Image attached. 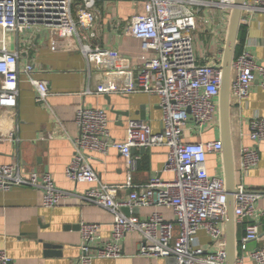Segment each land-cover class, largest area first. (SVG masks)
<instances>
[{"label":"built area","instance_id":"obj_1","mask_svg":"<svg viewBox=\"0 0 264 264\" xmlns=\"http://www.w3.org/2000/svg\"><path fill=\"white\" fill-rule=\"evenodd\" d=\"M100 1L0 0V29L4 32L24 35L46 28L65 40H74L90 64L116 69L125 80L130 79L128 76L134 78L136 85L132 91L156 95L160 99L162 131L154 132L148 123L131 120L123 142L112 138L105 110L83 106L76 114L79 135L73 140L74 155L66 176L77 184H96L79 198L109 210L114 216L109 240L100 238V225L81 223L78 264L122 257L123 240L129 233L141 236V256L174 258L176 264H228L226 182L207 171L208 154H222L223 143L188 142L185 134L212 122L219 109L224 50L221 57L201 61L196 42L204 11H221L228 25L236 0H132L142 2L145 12L130 20L125 34L142 42L143 63L127 71L122 67L127 65L128 59L91 42L97 38L96 6ZM255 14H264V0H245L241 26L247 27ZM209 16L213 17L211 13ZM19 59L20 52L10 51L0 37V109L17 108L19 91L15 87L20 74L35 88L36 101L47 105L50 96L47 82L33 77L34 67L30 63L20 69ZM258 81L264 89V66L258 64L246 44H242L238 52L235 51L232 64L231 101L247 100ZM86 94H91V90ZM249 135L257 145L264 142V117L253 118ZM7 136L8 140H15L12 133ZM160 146L169 149L163 171L172 173L173 179L165 181L155 176L146 185H134L132 173L142 156L134 154L133 150ZM111 150L118 151L126 161L128 179L123 185L101 182L90 163V154L105 155ZM259 160L256 147L242 148L238 172L244 177ZM15 187L42 191L46 208L57 207L73 196L57 187L49 173L24 174L17 163L0 165V190ZM123 190H129L130 194L122 200L118 194ZM263 200L264 190L250 189L242 183L236 186L235 220L237 225H245V234L238 247L243 256L255 264H264V248L249 251L248 244L259 240L260 226L256 222L245 224V221L264 217V210L256 207ZM151 206L173 210L174 220L168 221L157 212L147 219L133 213L136 208ZM125 209L130 211L129 215ZM201 231L217 246L215 252L202 248L198 237ZM238 261L239 257L237 264ZM0 264H11L5 251H0Z\"/></svg>","mask_w":264,"mask_h":264},{"label":"crops","instance_id":"obj_2","mask_svg":"<svg viewBox=\"0 0 264 264\" xmlns=\"http://www.w3.org/2000/svg\"><path fill=\"white\" fill-rule=\"evenodd\" d=\"M96 8L97 38L91 41L92 44L128 59L127 65L124 68L121 66L123 70L140 67L143 63L142 42L126 36L125 32L134 16L144 14V4L132 0H102ZM204 12L196 42L202 62L209 60L207 52L211 58L221 57L230 25H227L228 21L221 11ZM245 28L242 44H246L256 62L264 66V14L253 15ZM0 37L10 51L20 52V69L28 63L32 64L33 77L47 82L50 90L48 104L38 103L35 88L26 76L20 74L15 87L19 91L17 108L0 109V165L17 163L24 174L49 173L57 187L73 194L59 206L46 208L43 193L38 189L15 187L8 191L0 190V251L6 252L11 264H78L82 244L81 223L100 225V238L109 240L114 216L109 210L79 198L96 184H77L66 176L74 155L73 140L79 135L76 114L83 106L105 110L112 138L123 142L131 120L148 123L154 132L162 131L160 99L156 95L132 91L136 85L134 78L128 76L130 79L125 80L116 69L90 64L77 49L76 41L65 40L46 28L24 35L0 29ZM239 44L236 46L238 50L242 45ZM1 86L0 76V89ZM88 89L91 94H86ZM218 113L219 109L214 120L202 129L187 131L186 141H221ZM257 116L264 117V89L259 81L254 84L247 100L240 103L231 101L230 123L236 186L242 183L250 189L264 190V142L257 145L249 135L250 123ZM11 133L15 140L6 138ZM252 146L258 149L260 160L242 177L237 170L241 149ZM168 152L166 146L144 151L135 149L134 154L141 155L142 159L132 173L133 184L146 185L155 176L165 181L172 180L173 174L163 171ZM90 163L101 182L108 185L127 182L126 161L118 151L111 150L105 155L92 153ZM207 171L225 180L223 154H208ZM129 194V190L120 191L118 198L123 200ZM256 207L264 210V200L258 202ZM156 212L168 221L174 220L173 210L166 207H141L136 215L147 219ZM253 222L259 224L260 236L258 241L248 244L249 251L264 248V217L246 219L245 224ZM244 234L245 225L236 224L238 246ZM198 237L204 250L210 253L217 250L204 231ZM140 244L141 236L129 233L123 240L122 257L96 259L93 264H168L166 259L141 256ZM48 245L53 247L47 248ZM238 257V264H255L243 256L239 247Z\"/></svg>","mask_w":264,"mask_h":264},{"label":"water","instance_id":"obj_3","mask_svg":"<svg viewBox=\"0 0 264 264\" xmlns=\"http://www.w3.org/2000/svg\"><path fill=\"white\" fill-rule=\"evenodd\" d=\"M245 0H236L235 7L232 11L228 36L224 48L223 61H222V83L219 99V113H220V132L221 141L223 143V159L225 166V182L228 194V213L226 221V242L228 253V264H237L238 260V242L236 237V220L234 213V195L236 193V171H235V158L234 148L232 141L230 111H231V77H232V64L235 56L236 46L238 42L239 30L242 20V6ZM144 120V118H143ZM143 151L145 149H142ZM135 153V150H133ZM127 215L130 214L128 209L124 210ZM138 208L133 210L136 214ZM53 247L48 245L47 248ZM48 254H51L48 252ZM168 264H176L174 258L166 259Z\"/></svg>","mask_w":264,"mask_h":264},{"label":"trees","instance_id":"obj_4","mask_svg":"<svg viewBox=\"0 0 264 264\" xmlns=\"http://www.w3.org/2000/svg\"><path fill=\"white\" fill-rule=\"evenodd\" d=\"M246 28L241 26L240 27V30H239V36H238V40H239V43L242 44L244 43V40H245V33H246ZM236 52H238V48H236Z\"/></svg>","mask_w":264,"mask_h":264},{"label":"rangeland","instance_id":"obj_5","mask_svg":"<svg viewBox=\"0 0 264 264\" xmlns=\"http://www.w3.org/2000/svg\"><path fill=\"white\" fill-rule=\"evenodd\" d=\"M201 45V44H200ZM207 57L210 59L211 58V56L210 55H208V52H207ZM216 119V118H215ZM217 120H219L220 121V113H218V118H217Z\"/></svg>","mask_w":264,"mask_h":264}]
</instances>
